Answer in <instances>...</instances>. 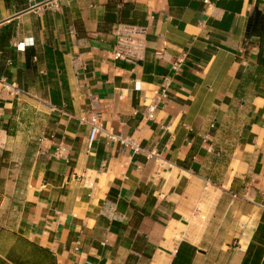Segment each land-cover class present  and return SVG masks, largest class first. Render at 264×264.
<instances>
[{
    "label": "crops",
    "instance_id": "crops-1",
    "mask_svg": "<svg viewBox=\"0 0 264 264\" xmlns=\"http://www.w3.org/2000/svg\"><path fill=\"white\" fill-rule=\"evenodd\" d=\"M263 27L264 0H0V264H264ZM94 106L140 148L88 146Z\"/></svg>",
    "mask_w": 264,
    "mask_h": 264
},
{
    "label": "built area",
    "instance_id": "built-area-1",
    "mask_svg": "<svg viewBox=\"0 0 264 264\" xmlns=\"http://www.w3.org/2000/svg\"><path fill=\"white\" fill-rule=\"evenodd\" d=\"M207 2V0H204ZM145 28L129 25L122 27L119 25L116 27L115 33V41L113 43V56L119 59H128L131 61H138L142 58L144 47H145ZM184 62V54L177 56L171 64V67L174 70H177L180 65ZM163 89H161V95L166 87V79L163 81ZM16 89L15 85H13ZM18 92L19 90L16 89ZM159 99V96L151 99L149 103L144 106L143 109V117L146 119H152L153 113L156 109V103ZM95 98H93V101ZM98 108L94 106L91 110L84 112L83 114L79 115L77 119L79 122L87 125L88 127V134L86 137V143L90 146L96 136L100 134L102 131L106 134V136L115 141H119L122 145L131 146L134 149H139V145H137L132 140H127L120 138L118 135L114 134L112 131H104L102 128L101 122L97 120L98 118Z\"/></svg>",
    "mask_w": 264,
    "mask_h": 264
},
{
    "label": "water",
    "instance_id": "water-1",
    "mask_svg": "<svg viewBox=\"0 0 264 264\" xmlns=\"http://www.w3.org/2000/svg\"><path fill=\"white\" fill-rule=\"evenodd\" d=\"M263 21V17L259 11H255L253 15L250 17L249 26L252 28H258L260 27L261 23Z\"/></svg>",
    "mask_w": 264,
    "mask_h": 264
},
{
    "label": "rangeland",
    "instance_id": "rangeland-1",
    "mask_svg": "<svg viewBox=\"0 0 264 264\" xmlns=\"http://www.w3.org/2000/svg\"><path fill=\"white\" fill-rule=\"evenodd\" d=\"M199 221L202 222V223H204V217H203V215L199 216Z\"/></svg>",
    "mask_w": 264,
    "mask_h": 264
},
{
    "label": "trees",
    "instance_id": "trees-1",
    "mask_svg": "<svg viewBox=\"0 0 264 264\" xmlns=\"http://www.w3.org/2000/svg\"><path fill=\"white\" fill-rule=\"evenodd\" d=\"M264 28V27H263Z\"/></svg>",
    "mask_w": 264,
    "mask_h": 264
}]
</instances>
